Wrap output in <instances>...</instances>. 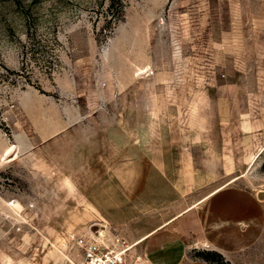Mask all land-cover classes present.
Wrapping results in <instances>:
<instances>
[{"label": "rangeland", "instance_id": "374dc122", "mask_svg": "<svg viewBox=\"0 0 264 264\" xmlns=\"http://www.w3.org/2000/svg\"><path fill=\"white\" fill-rule=\"evenodd\" d=\"M112 1L0 0V264H264V0Z\"/></svg>", "mask_w": 264, "mask_h": 264}, {"label": "crops", "instance_id": "0c3cea01", "mask_svg": "<svg viewBox=\"0 0 264 264\" xmlns=\"http://www.w3.org/2000/svg\"><path fill=\"white\" fill-rule=\"evenodd\" d=\"M215 191H213V192H215ZM213 192H211L209 195H211ZM220 192H218V193H220ZM217 194H214L211 197H214ZM211 197H209V198H211ZM195 206L196 205H193V206L185 209L178 216L174 217L173 219H171L170 221H168L167 223H165L162 226V227L169 226L171 228L172 227L174 228V226H177L176 230L178 231V236H179V241H180L179 244H189V245H193V246H198L199 244L204 245L203 243H201L203 241L205 242V230H204L203 221L199 217L196 220H195V217H192V218L187 217L189 215L188 212L191 211ZM157 230H155L152 233H150L149 235H147L146 240L151 239L154 235H156ZM150 236H151V238H149ZM203 237H204V240H203ZM192 239L194 240L193 242L190 241Z\"/></svg>", "mask_w": 264, "mask_h": 264}, {"label": "built area", "instance_id": "2783aa9c", "mask_svg": "<svg viewBox=\"0 0 264 264\" xmlns=\"http://www.w3.org/2000/svg\"><path fill=\"white\" fill-rule=\"evenodd\" d=\"M14 205V202H11ZM79 243L85 246L86 262L85 264H122L121 252H115L109 248L101 250L95 243L87 244L85 240L81 239Z\"/></svg>", "mask_w": 264, "mask_h": 264}, {"label": "trees", "instance_id": "16d2710c", "mask_svg": "<svg viewBox=\"0 0 264 264\" xmlns=\"http://www.w3.org/2000/svg\"><path fill=\"white\" fill-rule=\"evenodd\" d=\"M116 0H113L111 3H110V7H116L115 5H116ZM121 3H122V1L121 0H118V4L121 6Z\"/></svg>", "mask_w": 264, "mask_h": 264}]
</instances>
